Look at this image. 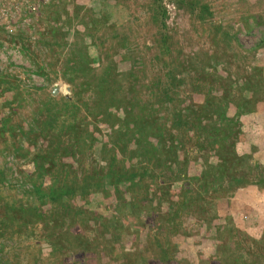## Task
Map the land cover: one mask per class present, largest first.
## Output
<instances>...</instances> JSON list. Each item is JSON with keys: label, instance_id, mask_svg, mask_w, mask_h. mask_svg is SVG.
Returning <instances> with one entry per match:
<instances>
[{"label": "rangeland", "instance_id": "1", "mask_svg": "<svg viewBox=\"0 0 264 264\" xmlns=\"http://www.w3.org/2000/svg\"><path fill=\"white\" fill-rule=\"evenodd\" d=\"M0 8V264H219L229 255L264 264V0H0ZM82 39L88 69L109 60L120 73L104 87L106 102L135 99L144 139L119 135L116 105L110 121L87 112L93 75L84 87L62 67ZM250 80L258 84L247 88L261 86L250 112L200 111L204 101L232 103L235 117L239 85ZM213 121L242 129L228 159L220 144L235 136L216 130L211 146Z\"/></svg>", "mask_w": 264, "mask_h": 264}, {"label": "trees", "instance_id": "2", "mask_svg": "<svg viewBox=\"0 0 264 264\" xmlns=\"http://www.w3.org/2000/svg\"><path fill=\"white\" fill-rule=\"evenodd\" d=\"M160 13V19L162 20V15L163 12L160 9L159 11ZM164 23V22H163ZM75 46L76 49L73 50H69L66 51L65 54L63 55V73L66 74L67 72H72L75 75H79L81 77L84 78V80L86 81V83L84 84V87L88 84H90L89 82V77H91L93 75V78L95 79V81L91 84L92 86H90L89 89H92V91L89 92L88 96L89 99L86 101V110L88 113H90L92 115V118L94 117L95 120H100V121H110V116L108 115L110 110L108 109L111 105H116L118 106V108L122 109V116H120V122L121 124H119V126L117 127V132H119V135L124 136L127 135L130 131L131 133H135V134H139L142 131V136L141 138L144 139V135L143 132L146 130V128L144 126H146V124L148 123L146 120H141L142 117H140V115L138 114V108H137V104L135 99H130L128 97V94H126V96L122 99L123 105L120 106L119 102H116L114 104L109 105L110 103H113L114 101H108L106 102V91L107 88H104L105 85L109 84L111 81V77L113 75H120V73H116L114 71H111L110 69V61H107L106 67H104V64H102V68L100 72H94L93 73V69H88V64L89 62H91V56L90 53L87 52L88 48H87V43L84 39H82V42H75ZM84 57H86V64L84 63ZM80 62V63H79ZM111 73H110V72ZM65 77V76H64ZM74 77V75H73ZM70 80V77H67ZM65 78V79H67ZM72 79V78H71ZM258 79V78H257ZM68 80V81H69ZM257 83V81L255 80H250V82H243L239 85V87L244 91V94L241 93V97H242V101L239 103L234 104V111L236 113L235 117L233 116H229L228 113V108L230 107V104H211L209 105L210 107H208V105L205 103V101L202 104V113H206L208 114L211 118L213 117L212 114L215 113L217 118H222V117H228V118H233L236 119L238 114L237 113H246V112H250L253 107L254 104L256 102V99H254V95L258 93L257 90H259V88L261 87L260 85H254L251 88H247L246 84L249 83ZM258 84V83H257ZM73 87V93L75 95V93H78L77 91V86H75V84H72ZM110 87V85L108 86ZM167 92V91H166ZM48 100H52L53 102H56V100L52 97V96H48ZM89 101H91V103L89 104ZM239 101V100H238ZM214 105V106H213ZM212 113V114H211ZM199 114V113H198ZM216 118V117H215ZM144 119V118H143ZM223 121V120H222ZM222 121L220 122H215L213 121L211 124V130L213 131L210 136V140H209V144L211 146H215V142L218 143L219 138L217 139L216 133L215 131H221L222 132V137L223 138H228L229 135H234L235 138L234 139H224V142L220 145L222 146H229V148L227 149L226 153H220L219 158L221 159H228V156L231 155V153L234 151L233 148L235 146V144L237 143L236 138H238L239 134H242V129L240 127V125H232V124H228L231 125V128L228 129ZM237 122V120H235V123ZM86 122L83 123V125ZM26 125L30 128L31 124L26 123ZM45 126H49L48 124L42 123V125H38V129L41 128L42 130H44L43 128ZM72 127L78 131V129H80L81 126H76L72 124ZM33 128V127H32ZM31 128V129H32ZM70 128V127H69ZM72 128V132H74V129ZM26 132V131H25ZM27 133V132H26ZM142 139H140V141L144 142ZM75 140H77V138H75ZM141 144V143H140ZM65 146H68V144H65ZM237 154V153H236ZM239 156L238 155H234L233 156V160H238ZM231 161V160H229ZM146 172V170H145ZM203 175H205V171L203 172ZM123 180H121L120 183H127L125 178H122ZM128 179V178H127ZM258 182H261L259 179H264V176H261V178H258ZM204 185V191L206 190V186L208 184V182L206 180H204L203 182ZM70 185V189L71 191H76V189H78L79 187H73L71 188V184ZM86 185L83 186L82 189L85 188ZM212 187V186H210ZM52 189V188H51ZM80 188V194H82L83 190ZM188 189L187 188H184ZM52 191H54L52 189ZM60 195H64V193L66 192L65 189H60ZM43 193V192H42ZM44 194V193H43ZM187 201V200H186ZM186 201L184 202V205H186ZM136 203L133 204V206H135ZM219 230V227L218 229ZM217 236H220V238H222V235L220 234V232L217 233ZM232 246H230L231 248ZM228 257H230L229 259H220L219 260V264H234L232 263V261L234 262V258L231 257V255H229Z\"/></svg>", "mask_w": 264, "mask_h": 264}, {"label": "built area", "instance_id": "3", "mask_svg": "<svg viewBox=\"0 0 264 264\" xmlns=\"http://www.w3.org/2000/svg\"><path fill=\"white\" fill-rule=\"evenodd\" d=\"M0 15L2 16L1 18H6L7 16V9L6 8H0Z\"/></svg>", "mask_w": 264, "mask_h": 264}, {"label": "water", "instance_id": "4", "mask_svg": "<svg viewBox=\"0 0 264 264\" xmlns=\"http://www.w3.org/2000/svg\"><path fill=\"white\" fill-rule=\"evenodd\" d=\"M57 91H58V87H57V86L52 87V92H53L54 94H55Z\"/></svg>", "mask_w": 264, "mask_h": 264}]
</instances>
